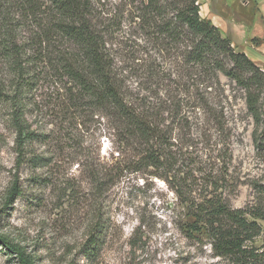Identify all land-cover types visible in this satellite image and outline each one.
<instances>
[{
    "label": "rangeland",
    "instance_id": "rangeland-1",
    "mask_svg": "<svg viewBox=\"0 0 264 264\" xmlns=\"http://www.w3.org/2000/svg\"><path fill=\"white\" fill-rule=\"evenodd\" d=\"M93 6L130 101L162 108L168 123L176 117L178 177L200 187L217 183L234 209L254 203L264 187V125L249 114L244 92L225 77L211 88L193 79L185 44L155 43L142 30L141 0H93ZM32 31L27 27L25 37ZM47 72L26 116L40 135L28 143L26 162L19 163L11 109L0 98V236L34 264H229L182 232L192 219L176 183L130 173L111 181L116 164L131 158L118 149L111 119L68 103V80ZM10 75L1 61L0 79L8 85ZM15 185L19 197L11 195ZM0 264L21 262L0 246Z\"/></svg>",
    "mask_w": 264,
    "mask_h": 264
},
{
    "label": "trees",
    "instance_id": "trees-1",
    "mask_svg": "<svg viewBox=\"0 0 264 264\" xmlns=\"http://www.w3.org/2000/svg\"><path fill=\"white\" fill-rule=\"evenodd\" d=\"M141 5L136 18L155 43L185 44L184 63L193 79H203L209 88L221 77L235 83L256 125H264V71L201 17L198 0H141ZM27 27L33 28L31 37H25ZM104 30L95 21L93 0H0V62L11 74L8 85L0 79V98L11 109L19 163L26 162L28 143L40 136L31 131L26 116L50 70V78L68 80V103L111 119L118 149L131 156L116 164L114 175L110 171L111 181L125 173L171 180L186 217L192 219L181 224L189 240L206 242L214 258L229 264H264V187L257 188L254 203L234 209L217 183L200 187L179 178L176 117L168 123L162 108L130 101L107 50L109 31ZM209 111L216 119L215 111ZM11 195H21L17 185ZM260 239L263 244L257 247ZM0 246L18 255L21 264H34L1 236Z\"/></svg>",
    "mask_w": 264,
    "mask_h": 264
},
{
    "label": "crops",
    "instance_id": "crops-1",
    "mask_svg": "<svg viewBox=\"0 0 264 264\" xmlns=\"http://www.w3.org/2000/svg\"><path fill=\"white\" fill-rule=\"evenodd\" d=\"M201 17L264 71V0H198ZM261 27V28H262ZM264 31V27H263Z\"/></svg>",
    "mask_w": 264,
    "mask_h": 264
}]
</instances>
